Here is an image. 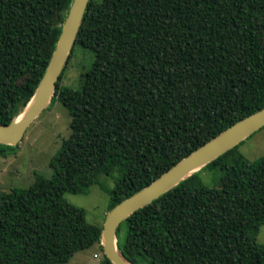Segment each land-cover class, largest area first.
Returning <instances> with one entry per match:
<instances>
[{
    "label": "trees",
    "instance_id": "16d2710c",
    "mask_svg": "<svg viewBox=\"0 0 264 264\" xmlns=\"http://www.w3.org/2000/svg\"><path fill=\"white\" fill-rule=\"evenodd\" d=\"M72 2L0 0V125L33 97ZM77 45L93 62L77 89L60 87V77L49 105L58 100L71 117L52 177L0 191V264H68L102 249V226L65 194L113 179L109 213L264 109V0H89ZM240 145L122 222L123 257L264 264L254 240L264 225V157L251 162ZM15 148L0 144V157ZM206 170L221 172L215 188L201 181Z\"/></svg>",
    "mask_w": 264,
    "mask_h": 264
},
{
    "label": "rangeland",
    "instance_id": "374dc122",
    "mask_svg": "<svg viewBox=\"0 0 264 264\" xmlns=\"http://www.w3.org/2000/svg\"><path fill=\"white\" fill-rule=\"evenodd\" d=\"M92 62L93 55L88 50L79 45L74 46L61 76L60 87L77 89L82 75L90 68ZM70 123L71 117L67 109L58 100H54L27 129L16 148L6 158L0 157V191L27 188L35 182L36 175L51 178L50 160L60 151L62 142L69 137ZM238 151L251 162L264 157V127L243 141ZM199 177L206 186L215 188L221 172L206 170ZM113 187V179L102 178L99 185L91 186L86 193H67L64 198L72 205L85 210L89 224L102 226L108 214V191ZM125 234L126 229L123 226L118 234L121 243L124 242ZM254 240L264 246V225L260 227ZM103 260V250L96 245L75 254L68 264H102Z\"/></svg>",
    "mask_w": 264,
    "mask_h": 264
},
{
    "label": "water",
    "instance_id": "95a60500",
    "mask_svg": "<svg viewBox=\"0 0 264 264\" xmlns=\"http://www.w3.org/2000/svg\"><path fill=\"white\" fill-rule=\"evenodd\" d=\"M89 0H73L48 67L24 111L9 125H0V144L17 146L27 129L46 110L55 95L57 83L75 46ZM264 127V109L244 118L181 160L177 165L114 207L101 231L104 256L111 264H132L120 253L117 230L122 222L201 171L208 164L240 145Z\"/></svg>",
    "mask_w": 264,
    "mask_h": 264
}]
</instances>
